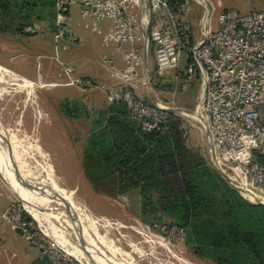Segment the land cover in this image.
Segmentation results:
<instances>
[{"label": "built area", "instance_id": "1", "mask_svg": "<svg viewBox=\"0 0 264 264\" xmlns=\"http://www.w3.org/2000/svg\"><path fill=\"white\" fill-rule=\"evenodd\" d=\"M75 4L80 7L82 19L111 22L112 31L106 43L140 39L152 48L159 77L177 70L183 55L189 52L190 59L180 74L181 85L182 89L194 82L199 85L192 116L198 119L206 138L209 161L235 177V181L230 180L243 190L235 188L245 199L256 204L255 198L263 204L264 162L253 163V152L264 153V9H253L245 15L221 14L218 27L215 30L208 27L203 38L189 47L185 28L180 27L189 11L187 3L179 6L169 0H55L52 30L55 56L71 39L70 8ZM150 22L151 28L147 30ZM42 28V23L33 24L23 32L40 35ZM138 61L135 59L132 65L137 66ZM62 66L70 84L88 89L93 86L89 79L73 78L69 65ZM130 69L124 68L121 90L110 99L123 103L142 130H165L169 109L135 93ZM182 111L178 113L191 116ZM29 217L33 219L17 196L2 213L3 221L41 248L51 264H73L72 258L48 239L38 222V227L33 226ZM173 226V231L183 234L182 229Z\"/></svg>", "mask_w": 264, "mask_h": 264}, {"label": "rangeland", "instance_id": "2", "mask_svg": "<svg viewBox=\"0 0 264 264\" xmlns=\"http://www.w3.org/2000/svg\"><path fill=\"white\" fill-rule=\"evenodd\" d=\"M253 3L256 9L264 7V0H233L231 8L248 12ZM193 16V27L199 32V13L195 10ZM211 18V23L215 24V13ZM42 26L40 34L52 32L47 23H42ZM193 27L191 34L195 43L198 36ZM83 33L89 31L83 29ZM36 36H0V136L7 147L3 153L11 171L14 167L19 172L14 173L25 175L30 181L36 180L37 185L51 187L55 195L49 189L48 191L56 197L55 201L57 199L59 205L71 216L77 215L85 228L92 231V237L100 247L110 246L111 254L124 264H215L197 258L186 244L184 232L173 231L174 226L168 219L161 223L153 222L152 217H142L138 209L139 198L137 204L133 200L122 198L118 201L93 191L84 177L81 161L88 135L93 129L92 120L101 112L100 107L85 105L81 108L79 105L77 108L75 105L81 101H67V97H79V92L74 87L66 86L67 83L70 84V80L66 79L63 68L58 69L57 64L52 66L50 58H37L40 53L49 56L54 51L53 46H48L49 42L45 41L44 46L40 45ZM98 48L104 49L99 45ZM62 52L60 50V57ZM149 53L152 57L153 52ZM150 66L152 79L153 59ZM182 69L181 61L177 70L166 73L168 77H153L155 82L152 81V85L156 89L150 87V90L157 103L171 109L169 112L183 120L187 145L199 150L213 168L198 119L191 114L185 116L178 113L181 110L185 113L194 111L200 93L197 82L181 90L177 84L179 79L173 81L170 75L176 77ZM47 72L52 75L50 78L45 76ZM42 78L52 82H41ZM21 179L26 181L23 177ZM8 189L24 204L19 194L10 186ZM130 192L139 196L137 190ZM3 193L5 191L0 189V194ZM34 215L32 216L36 221L29 217L33 226L40 225L63 254L70 256L75 264H82V261L75 259L67 251L72 248L70 244H61L60 241L65 239L60 235L56 236L58 233L56 234L53 222L46 216ZM19 261L14 262L27 264Z\"/></svg>", "mask_w": 264, "mask_h": 264}, {"label": "trees", "instance_id": "3", "mask_svg": "<svg viewBox=\"0 0 264 264\" xmlns=\"http://www.w3.org/2000/svg\"><path fill=\"white\" fill-rule=\"evenodd\" d=\"M54 6L55 0H0V36H34L23 30L40 22L52 31ZM92 128L81 167L95 192L116 198L138 190L140 215L182 229L199 259L264 264V204L245 199L188 147L179 116L170 112L165 130L146 132L116 101ZM262 162L264 153L254 151L253 163Z\"/></svg>", "mask_w": 264, "mask_h": 264}, {"label": "crops", "instance_id": "4", "mask_svg": "<svg viewBox=\"0 0 264 264\" xmlns=\"http://www.w3.org/2000/svg\"><path fill=\"white\" fill-rule=\"evenodd\" d=\"M169 1L179 6H184L187 3V5L189 6V11L186 17L182 18V21L180 22L181 25L180 27L185 28V32L189 38L188 40L189 47H192L197 41H200L203 38V33L208 27L211 30H215L218 27L219 25L218 18L221 14L230 12L236 15H245L250 11H252L253 9H256L253 3L252 8L248 12H241L240 10H235L231 8V3L233 0H169ZM263 9L264 7L262 9H256V10H263ZM195 10L197 14L199 13V17L197 18L198 23L200 25L199 32H197L194 29L192 24L194 17L193 12H195ZM213 13H215L216 16L214 21L215 24L211 23V20L213 19L211 18V16ZM70 17H71L72 35H71V39L68 42L64 43L66 48L65 49L59 48L58 54L56 56L54 53L49 56H45L43 55V53H40V56H37V58H40L41 60L45 57L50 58V60L53 61L51 65L53 66L57 64L58 69L60 70H62L61 68H63L62 66L63 63L69 65L72 68L71 76L73 78H85V79H89L92 82L93 86L89 89L81 88L74 85L72 86L69 83H67L66 86L74 87L75 91L79 92L78 94L79 97H67L66 98L67 101L79 100L81 101L80 103L82 104L83 107L85 105H90V106L92 105L94 107H100V111L105 110L107 106L116 102L111 100L110 96L114 95L115 93H118L121 90V85L125 80L124 78L125 75L124 74L121 75V74L123 73L124 68L126 67L132 68L130 69V71L131 72L133 71L132 74L134 75V78L131 80V84L133 86L135 93L148 102H153V100L156 101V97L150 90V87L153 90L156 89L152 85V81L154 79L153 77H157L160 79L163 77H168L169 75L164 74L161 77L157 76L155 70L156 69L155 57L152 48H150L149 50V48L145 45V42H143L140 39L132 40V41L128 40L116 44L106 43L108 33L112 31L111 22L105 19L101 21H87L82 19L80 15V7L78 4H75L70 8ZM191 27H193L194 29L193 31L198 36L197 37L198 39L196 38L197 40L195 43H193L194 40L191 34ZM150 28H151V22L146 25L147 30H149ZM83 29L88 30L89 33L84 34ZM45 34L47 35L49 34V36ZM45 34L37 35L36 41L42 46H44L45 41L49 42L47 43L48 46H53L52 32ZM98 45L99 47H102L104 49L100 50L98 48ZM60 50L63 51L61 53V57L59 55ZM150 51L153 52L152 57L149 55ZM186 53L187 54H185V57H183L182 59L183 69L188 59H190L191 56L189 52ZM135 59H139L138 61L139 64L137 66L132 65L133 64L132 62ZM152 59L154 60V68H153V77L151 79L152 71L150 70L151 69L150 65L152 63ZM39 67L41 68L42 65ZM183 69L181 70V72L183 71ZM181 72L178 73L176 77L175 75L174 77L173 75L170 76L172 77L173 81L174 79H179L177 84L179 85L181 90H185L182 89V85H181V76H180ZM63 73L65 74V72ZM45 76L50 78V76L52 75L47 72ZM66 79L69 80L67 76ZM40 81L48 82V83L52 82V80L46 81L43 80V78L40 79ZM93 96H96V98H94ZM98 115L99 113L96 114V117L94 118L92 117L93 118L92 122L98 117ZM197 131L199 130L197 129ZM11 158H12V153H10V159ZM13 169H14L13 171H17L14 167ZM19 177L22 178V176L20 175ZM7 186L9 187L8 183L5 181V179L2 177L0 173V189L5 191V193H3L2 195L0 194V264H16L14 261H18V260H20L19 261L20 263H23L21 261H24L27 264H51L50 260L43 254L41 248L33 245L21 233L12 230L3 221L2 213L15 199V195L11 194ZM45 188L52 189L51 187H45ZM130 193L131 192L119 195L116 198H111V197L109 198L118 201H121L122 198L128 201L133 200L136 201L137 204L139 198L138 209L140 210V194L139 196H137ZM104 196L108 197L106 195ZM46 234L48 236V239L51 242H54L49 237L47 232ZM72 262L73 264L76 263L73 260ZM132 263L138 264L135 262Z\"/></svg>", "mask_w": 264, "mask_h": 264}, {"label": "bare ground", "instance_id": "5", "mask_svg": "<svg viewBox=\"0 0 264 264\" xmlns=\"http://www.w3.org/2000/svg\"><path fill=\"white\" fill-rule=\"evenodd\" d=\"M191 115H194V112ZM6 148L0 136V173L2 177L11 189L21 196L26 205L25 208L30 214L33 216H35L34 214L46 216L49 221L53 222L52 225L56 227V234L58 233L56 236L60 235L65 239L64 241H60L61 244L68 243L71 245L72 248H69L67 251L74 258L82 261V264H124L118 257L111 254L112 249L110 246L99 247L100 244L92 237V231L85 228L83 221L77 215L75 216V220L73 219L72 221V216L64 210L63 206L59 205L57 199L55 201L44 186L37 185L36 180L30 181L27 179V176L22 174L28 185L25 187L20 184L14 175V171H11L12 169L5 159L3 150H6ZM222 173L229 179L236 180L234 176L223 170ZM32 185L37 187L34 188ZM83 232L86 236H84Z\"/></svg>", "mask_w": 264, "mask_h": 264}, {"label": "water", "instance_id": "6", "mask_svg": "<svg viewBox=\"0 0 264 264\" xmlns=\"http://www.w3.org/2000/svg\"><path fill=\"white\" fill-rule=\"evenodd\" d=\"M145 36H146V32H145ZM153 104H156L157 102L156 101H154L153 100V102H152ZM169 110H171V109H169ZM186 113H188V114H192L193 113V111H187ZM5 142V141H4ZM213 169L217 172V174L222 178V179H224L229 185H231L232 187H234V188H236V189H238L240 192H243V190H241L234 182H232L228 177H226L223 173H222V171L220 170V168H218L216 165H214L213 166ZM15 176H16V178L18 179V181L20 182V184H22V185H24L25 187H26V185H28V183H26V181H23L20 177H19V174L17 173V172H15ZM29 185H31V184H29ZM34 188L35 187H37V186H34V185H32ZM43 187V186H42ZM47 190L49 189L50 190V192L52 193V195L54 194L55 195V193L54 192H52L51 191V189L50 188H46ZM53 198H55V196H53ZM254 201H255V203L256 204H262L260 201H257V199H255L254 198ZM264 204V203H263ZM65 210V209H64ZM73 210V209H72ZM66 211V210H65ZM73 217V218H72ZM71 217V220L73 221V219L75 220V217L74 216H72ZM77 223V222H76ZM78 228H80V226H78Z\"/></svg>", "mask_w": 264, "mask_h": 264}]
</instances>
